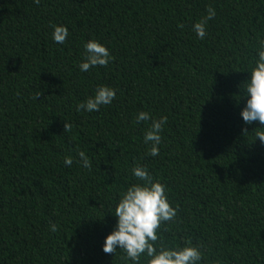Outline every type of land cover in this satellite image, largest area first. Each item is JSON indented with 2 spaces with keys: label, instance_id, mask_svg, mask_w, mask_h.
<instances>
[{
  "label": "trees",
  "instance_id": "trees-1",
  "mask_svg": "<svg viewBox=\"0 0 264 264\" xmlns=\"http://www.w3.org/2000/svg\"><path fill=\"white\" fill-rule=\"evenodd\" d=\"M262 38L264 0H0V264H129L102 245L137 165L177 209L157 244L190 240L201 264H264V126L240 116ZM90 39L113 59L81 72ZM101 85L112 103L76 111ZM141 111L167 118L156 157Z\"/></svg>",
  "mask_w": 264,
  "mask_h": 264
},
{
  "label": "clouds",
  "instance_id": "clouds-1",
  "mask_svg": "<svg viewBox=\"0 0 264 264\" xmlns=\"http://www.w3.org/2000/svg\"><path fill=\"white\" fill-rule=\"evenodd\" d=\"M39 3V0H34ZM216 16L212 7L207 8V15L192 26L195 34L203 39L206 35L208 21ZM69 32L65 26H54L52 39L57 44H64ZM83 60L78 67L81 72H87L97 66L106 67L113 59L108 47L95 39H90L84 44ZM246 97L245 107L240 116L245 124L259 122L264 126V38L260 39L256 48V59L251 68L249 78L244 86ZM40 95L38 93L35 99ZM116 90L107 85L98 86L93 96L76 105V111L88 113L97 112L101 106L110 105L115 99ZM166 117L158 120L151 117L148 112H139L137 122L151 120V126L144 134V142H151L149 155H159L161 143V131L166 123ZM67 125L65 123V130ZM255 139L264 143V127L257 128ZM77 163L84 169H90L91 164L85 152L78 153ZM64 164L71 167L73 159L66 157ZM131 174L137 180L132 183L120 195L115 206L117 222L113 230L105 237L102 251L106 254L117 252V249L125 253V259L129 264H141L142 258L147 264H201L202 252L191 241H186L180 247H163L157 244L159 240L158 230L164 222L172 221L177 215V209L171 206L166 185L159 180H154L148 170L140 165L131 169ZM50 231L57 230L56 224L49 225Z\"/></svg>",
  "mask_w": 264,
  "mask_h": 264
}]
</instances>
